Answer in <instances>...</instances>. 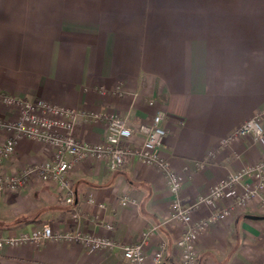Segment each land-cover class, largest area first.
I'll return each instance as SVG.
<instances>
[{"label":"crops","instance_id":"0c3cea01","mask_svg":"<svg viewBox=\"0 0 264 264\" xmlns=\"http://www.w3.org/2000/svg\"><path fill=\"white\" fill-rule=\"evenodd\" d=\"M2 93L76 109L74 135L81 143L102 141L105 115L114 114L134 130L131 145H139V126L162 113L166 135L159 150L182 175L179 198L188 206L264 157V0H0ZM89 113L100 118L82 115ZM253 115L263 135L229 139ZM14 116L0 102V120ZM5 138L0 130V144ZM50 155L45 144L23 138L1 160L0 172H20ZM68 179L73 204L56 185L36 180L0 193V240L50 225L55 232L109 237L117 246L91 250L66 240L2 245L0 264H130L119 245L152 227L146 264H155L159 246L156 264H181L176 243L183 226L169 218L172 198L157 168L132 160L111 170L85 160ZM251 185L245 179L218 204L230 213L197 236L198 264H260L262 206L256 198L233 206L234 196ZM123 197L135 202L122 205ZM213 210L202 205L192 218Z\"/></svg>","mask_w":264,"mask_h":264},{"label":"built area","instance_id":"2783aa9c","mask_svg":"<svg viewBox=\"0 0 264 264\" xmlns=\"http://www.w3.org/2000/svg\"><path fill=\"white\" fill-rule=\"evenodd\" d=\"M0 102L12 109L15 116L11 120H0V130L6 132L5 140L0 144L1 160L12 156L18 142L27 138L45 144L50 149V158L37 164H32L20 172L4 174L0 172V193L17 191L24 188L30 180L49 182L65 194V202L73 204L74 198L68 176L76 163L85 160L105 162L111 170L118 169L132 160L154 166L163 175L164 183L171 194L169 218L183 226L182 234L176 245L180 250L181 264H198L197 236L204 232L211 223H218L229 215L230 209L217 207L225 200L226 193L232 191L245 179L253 181V185L245 186L234 196L233 206L243 207L252 199H258L264 211V157L254 163H248L235 172L229 173L217 182L205 194L199 195L190 205L181 203L179 193L182 185V175L175 171L167 158L160 153L162 140L166 130L162 125L163 114L157 112L147 124L138 128L142 135L139 145H131L134 130L114 114L105 115L106 133L104 139L96 143H81L74 135L78 116L76 109L60 103L46 100H27L9 94H0ZM149 105L154 102L150 100ZM92 120L99 119V114H82ZM252 135L259 139L263 135V127L258 115H253L242 122L231 134L230 138ZM92 202V199H89ZM126 197L120 203H134ZM202 205L213 208L207 218L193 220L192 213ZM104 207L103 204L99 205ZM78 219V214L73 215ZM110 228V227H109ZM156 230L152 227L142 232L134 243L119 245L123 258L130 264H146L144 252L148 238ZM47 240H66L79 242L91 250H110L117 242L109 237L87 234L81 231L55 232L50 225L24 232L17 236L3 238L0 246H18L23 243H41ZM162 246L152 256L156 264L162 258ZM260 264H264V254Z\"/></svg>","mask_w":264,"mask_h":264}]
</instances>
